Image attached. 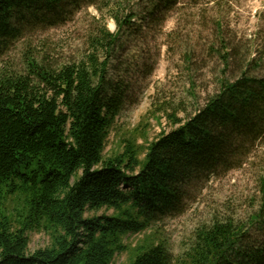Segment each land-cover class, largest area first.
I'll list each match as a JSON object with an SVG mask.
<instances>
[{
	"label": "trees",
	"instance_id": "trees-1",
	"mask_svg": "<svg viewBox=\"0 0 264 264\" xmlns=\"http://www.w3.org/2000/svg\"><path fill=\"white\" fill-rule=\"evenodd\" d=\"M176 1L107 0L87 48L58 61L34 46L33 35L70 21L83 1L0 0V58L23 46L18 61L0 63V264H113L136 234L144 238L128 264H264V166L250 211L211 214L179 254L154 228L184 211L195 179L237 167L264 142V75H256L264 49L252 58L231 47L220 18L217 89L185 118L169 113L170 103L158 105L152 116L164 113L173 129L142 144L132 135L105 154L132 90L119 74L120 52L138 24ZM34 232L50 242L31 252Z\"/></svg>",
	"mask_w": 264,
	"mask_h": 264
},
{
	"label": "rangeland",
	"instance_id": "rangeland-1",
	"mask_svg": "<svg viewBox=\"0 0 264 264\" xmlns=\"http://www.w3.org/2000/svg\"><path fill=\"white\" fill-rule=\"evenodd\" d=\"M82 1V8L70 21L35 33L34 46L47 50L54 60L78 58L87 48L89 34L97 27V21L107 14L104 10L107 0ZM218 18L223 22V36L231 47L242 48L246 55L250 53L252 58H257L264 49V0H177L168 10L160 11L155 21H144L130 33L118 64L122 68L119 74L132 90L107 140L106 156L122 150L123 140L132 135L142 144L144 139L151 142L161 132L173 129L164 113L158 114V119L152 116L158 105L170 103L169 113L177 109L178 116L185 118L196 109V101L203 105L217 89V78L223 70L212 51L214 46H221V34L216 27ZM106 23L111 32H116L113 20L106 18ZM249 45L254 46L250 52ZM22 49L21 42L12 46L0 63L18 61ZM187 55L191 56V63L187 62ZM256 75H264V64ZM250 149L237 167L195 179L186 190L184 211L166 217L154 227L174 255L183 250L193 230L211 214L244 217L250 211L252 197L257 192L256 179L264 166V142ZM29 237L31 252L50 242L44 233H30ZM143 238L144 234L130 235L125 243L130 249L135 248ZM130 249L116 255L113 264H128L133 258Z\"/></svg>",
	"mask_w": 264,
	"mask_h": 264
}]
</instances>
